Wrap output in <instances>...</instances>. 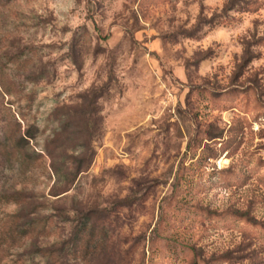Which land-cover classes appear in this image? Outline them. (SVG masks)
<instances>
[{
	"label": "rangeland",
	"instance_id": "rangeland-1",
	"mask_svg": "<svg viewBox=\"0 0 264 264\" xmlns=\"http://www.w3.org/2000/svg\"><path fill=\"white\" fill-rule=\"evenodd\" d=\"M0 65V194L46 202L59 264H264V0H0ZM26 248L5 264H48Z\"/></svg>",
	"mask_w": 264,
	"mask_h": 264
},
{
	"label": "trees",
	"instance_id": "trees-1",
	"mask_svg": "<svg viewBox=\"0 0 264 264\" xmlns=\"http://www.w3.org/2000/svg\"><path fill=\"white\" fill-rule=\"evenodd\" d=\"M7 62L20 63V53H13L6 55ZM24 63V61L22 62ZM2 67V65H0ZM2 69L0 68V83L2 90L5 94L10 95L11 82L8 84L1 75ZM20 135L11 130L5 135L3 143L4 150L7 155L12 154L14 159L18 162L19 167L22 169L30 168L35 160L39 158L38 152L29 150V141L36 138L37 129L29 130L21 133L20 125L18 128ZM36 156V157H35ZM51 171L57 175V169L50 165ZM64 175L57 176L51 188L50 194L58 196L69 190L73 183L74 176ZM38 195L34 192H29L25 188L13 190L12 192L0 194V202L14 203L17 205V210L10 214H5L0 218V264H5L6 261L13 256L16 250L26 248L38 252L43 258L46 259L48 264H59L60 256L45 246L37 244V240L48 234L50 227L51 216L42 214L43 210L47 208L46 202H38ZM81 226L74 231L73 236L68 241L69 255L72 257H80V254L85 255L89 250V245L95 240L97 223L85 219ZM18 254V252H16ZM25 254L24 252L21 255ZM19 255V254H18ZM19 261L18 258H16Z\"/></svg>",
	"mask_w": 264,
	"mask_h": 264
}]
</instances>
